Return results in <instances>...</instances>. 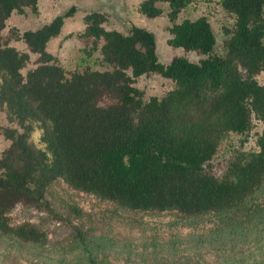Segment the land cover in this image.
<instances>
[{
	"label": "trees",
	"instance_id": "obj_1",
	"mask_svg": "<svg viewBox=\"0 0 264 264\" xmlns=\"http://www.w3.org/2000/svg\"><path fill=\"white\" fill-rule=\"evenodd\" d=\"M37 1L0 0V104L24 129L3 132L9 145L0 156V238L48 242L43 222H13L9 212L18 204L50 212L45 190L58 178L131 210L211 214L221 228L256 221L264 211V83L256 78L264 72V0H220L233 16L224 28L226 55L213 52L215 35L204 15L176 21L194 0L139 1L147 17L161 15L158 3H166L167 43L199 55L167 63L159 61L151 31L107 29L103 14L90 11L79 35L93 41L109 67L81 70H66L46 49L74 7L35 29L6 25L14 11L36 12ZM151 73L172 85L144 100L135 80ZM34 125L43 148L28 140ZM229 132L244 139L252 133L254 147L232 148L222 162L218 146ZM74 236L95 264L85 236Z\"/></svg>",
	"mask_w": 264,
	"mask_h": 264
},
{
	"label": "rangeland",
	"instance_id": "obj_2",
	"mask_svg": "<svg viewBox=\"0 0 264 264\" xmlns=\"http://www.w3.org/2000/svg\"><path fill=\"white\" fill-rule=\"evenodd\" d=\"M139 1L38 0L36 12L29 8H25V13L14 11L6 25L20 30L35 29L74 7L72 15L65 18L60 33L46 45L66 70L109 67L101 63L98 47L93 48V41L79 35L84 28L83 16L93 10L103 14V25L107 29L124 32L131 25H137L151 31L155 36L156 54L162 63L176 55L196 61L199 58L196 52L167 43L170 21L166 3H158L162 8L161 15L147 17L137 10ZM200 15L207 18L215 35L213 52L226 55L224 28L232 27V14L223 9L220 0H194L181 9L176 21ZM12 44L24 48L21 42ZM31 65L29 63L23 71ZM256 78L264 83V72ZM171 85L169 79L158 73L142 75L135 80V86L143 90L144 100L151 95L161 96ZM7 127L24 130L8 117L5 107L0 104V156L9 145L3 135ZM41 134L37 125L27 130L28 140L35 147L43 148ZM254 137L250 133L244 139L243 135L229 132L219 143L217 159L226 162L232 148L247 150L254 147ZM45 198L50 212L18 204L9 216L13 222H43L48 242L36 246L0 238V264H88L81 245H77L76 232L85 236L95 264H264V211L256 214V221L242 227L221 228L211 214L187 217L175 211L131 210L74 189L61 178L46 187ZM262 199L263 196H259L256 203Z\"/></svg>",
	"mask_w": 264,
	"mask_h": 264
}]
</instances>
